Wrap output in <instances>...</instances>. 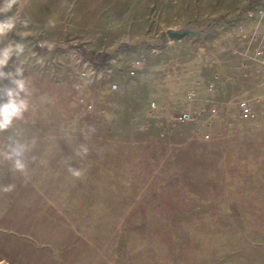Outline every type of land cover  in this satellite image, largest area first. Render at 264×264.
Segmentation results:
<instances>
[{"label": "rangeland", "instance_id": "obj_1", "mask_svg": "<svg viewBox=\"0 0 264 264\" xmlns=\"http://www.w3.org/2000/svg\"><path fill=\"white\" fill-rule=\"evenodd\" d=\"M263 1L0 0V264H264Z\"/></svg>", "mask_w": 264, "mask_h": 264}, {"label": "built area", "instance_id": "obj_2", "mask_svg": "<svg viewBox=\"0 0 264 264\" xmlns=\"http://www.w3.org/2000/svg\"><path fill=\"white\" fill-rule=\"evenodd\" d=\"M246 17L251 21L252 33L247 39L252 44V49L248 53V58L255 62L260 67L262 81L261 86H264V44H261L264 41V1L261 5H258L252 11L246 13ZM250 26V27H251ZM260 26L261 33L256 31V28ZM138 62H135L137 65ZM133 74V72H130ZM189 96L192 95L191 92L188 93ZM241 109L244 113L249 110L248 104L241 103ZM190 119L189 111H182L179 113L176 121L179 123H184Z\"/></svg>", "mask_w": 264, "mask_h": 264}, {"label": "water", "instance_id": "obj_3", "mask_svg": "<svg viewBox=\"0 0 264 264\" xmlns=\"http://www.w3.org/2000/svg\"><path fill=\"white\" fill-rule=\"evenodd\" d=\"M168 34L171 38H175V37H182L185 36L187 34L189 35H195V32L189 29H179V30H169Z\"/></svg>", "mask_w": 264, "mask_h": 264}, {"label": "trees", "instance_id": "obj_4", "mask_svg": "<svg viewBox=\"0 0 264 264\" xmlns=\"http://www.w3.org/2000/svg\"><path fill=\"white\" fill-rule=\"evenodd\" d=\"M100 66H102V65H100Z\"/></svg>", "mask_w": 264, "mask_h": 264}]
</instances>
